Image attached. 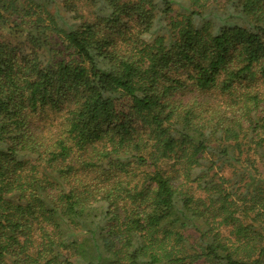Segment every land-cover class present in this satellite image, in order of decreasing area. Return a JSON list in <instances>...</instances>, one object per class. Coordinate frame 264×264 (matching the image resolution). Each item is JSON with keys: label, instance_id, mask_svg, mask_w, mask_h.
<instances>
[{"label": "trees", "instance_id": "1", "mask_svg": "<svg viewBox=\"0 0 264 264\" xmlns=\"http://www.w3.org/2000/svg\"><path fill=\"white\" fill-rule=\"evenodd\" d=\"M0 264H264V0H0Z\"/></svg>", "mask_w": 264, "mask_h": 264}]
</instances>
